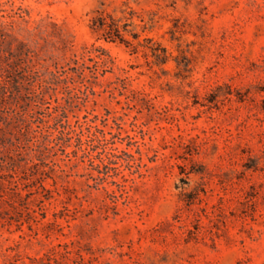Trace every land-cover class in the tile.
Segmentation results:
<instances>
[{"label": "rangeland", "instance_id": "obj_1", "mask_svg": "<svg viewBox=\"0 0 264 264\" xmlns=\"http://www.w3.org/2000/svg\"><path fill=\"white\" fill-rule=\"evenodd\" d=\"M0 51V264H264V0H0Z\"/></svg>", "mask_w": 264, "mask_h": 264}, {"label": "trees", "instance_id": "obj_2", "mask_svg": "<svg viewBox=\"0 0 264 264\" xmlns=\"http://www.w3.org/2000/svg\"><path fill=\"white\" fill-rule=\"evenodd\" d=\"M13 56H16L13 51L7 53L0 51V100L6 103H10L13 90L19 91L21 87L20 81L17 78L16 80L15 78L11 79V76L5 74L12 72V70H17L18 68Z\"/></svg>", "mask_w": 264, "mask_h": 264}]
</instances>
